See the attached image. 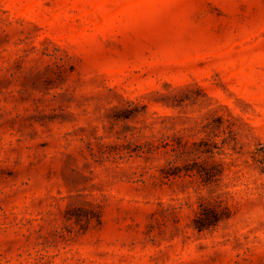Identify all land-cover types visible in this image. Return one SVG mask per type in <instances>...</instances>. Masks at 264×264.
Masks as SVG:
<instances>
[{
  "label": "rangeland",
  "instance_id": "374dc122",
  "mask_svg": "<svg viewBox=\"0 0 264 264\" xmlns=\"http://www.w3.org/2000/svg\"><path fill=\"white\" fill-rule=\"evenodd\" d=\"M263 143L264 0H0V264H264Z\"/></svg>",
  "mask_w": 264,
  "mask_h": 264
},
{
  "label": "trees",
  "instance_id": "16d2710c",
  "mask_svg": "<svg viewBox=\"0 0 264 264\" xmlns=\"http://www.w3.org/2000/svg\"><path fill=\"white\" fill-rule=\"evenodd\" d=\"M259 154H260V162L263 164V170H264V143L261 145V147L259 148ZM205 179V181H208L210 179H212L213 174L208 173V171H206L204 174L200 173ZM214 212L211 216H207L204 217V209L200 212V214L195 218V227L198 230H203L207 227H209L211 224H215L216 221L219 220L220 215L218 214L217 211L213 210Z\"/></svg>",
  "mask_w": 264,
  "mask_h": 264
}]
</instances>
